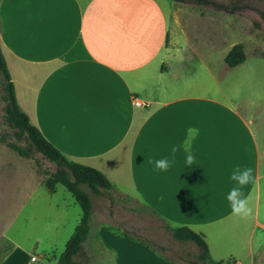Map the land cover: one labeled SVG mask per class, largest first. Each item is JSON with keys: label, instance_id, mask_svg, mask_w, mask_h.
<instances>
[{"label": "crops", "instance_id": "1", "mask_svg": "<svg viewBox=\"0 0 264 264\" xmlns=\"http://www.w3.org/2000/svg\"><path fill=\"white\" fill-rule=\"evenodd\" d=\"M171 11L164 0H0V50L17 104L66 158L99 170L113 189L133 193L167 225L201 235L208 264H264V243H257L264 233V98L197 93L186 65L191 57L203 62L201 43L213 45L211 17L183 21L179 10ZM189 128L198 129L194 163L187 166L181 151L167 171L156 169L154 161L170 157ZM14 160L0 154V264H33L37 258L19 250L4 228L5 218H20L37 188L32 173L21 192ZM237 165L256 177L243 189L255 211L247 221L231 214L226 199ZM102 223L98 235L119 236L124 249L139 250L135 264H145L152 248ZM94 227L91 218L83 244ZM96 243L105 249L99 237Z\"/></svg>", "mask_w": 264, "mask_h": 264}, {"label": "rangeland", "instance_id": "2", "mask_svg": "<svg viewBox=\"0 0 264 264\" xmlns=\"http://www.w3.org/2000/svg\"><path fill=\"white\" fill-rule=\"evenodd\" d=\"M164 8L168 14L174 8L179 10L183 21L196 16L211 17L206 27L208 32L210 27L212 35L216 36L213 45L208 40L201 43L204 48L203 62L191 57L186 65L191 70V87L197 93L206 92L214 97L234 101H257L264 98V0H206L205 3L164 0ZM178 39L181 43L185 42L184 36L179 35ZM237 43L244 46L246 61L238 68H230L224 57ZM206 67L210 71H206ZM220 89L227 96H223ZM3 104L0 98V154L6 160L15 159L14 165L18 167L16 174L19 176L17 179L22 193L27 192V176L33 177L34 173L37 182V188H31L33 201L22 204L19 219L5 218L4 228L10 236H14L19 250L28 258H37L33 264H53L52 257L63 251L65 242L79 220L81 210L61 184L55 185L53 193L46 188L45 181L57 168L54 163L37 152L20 156L8 146L9 142L23 148L26 145L24 141L15 139L12 130L3 120ZM8 186L11 191L13 184ZM16 186L14 183L15 188ZM109 193L97 195L90 192L91 218L95 221V227L92 228L87 243L83 244L87 253V264H135L134 260L139 259V250L130 252L124 249L119 236L105 231L98 235L101 222L128 239L144 242L152 248L154 252H149L145 264H160L159 255L174 264H208L197 259L199 249L193 243H181L173 239L165 230L166 222L146 208L133 193H130L132 196H127L116 189ZM19 197L23 200L22 195ZM4 206L13 207L11 204ZM7 211L6 209V217L10 215ZM98 237L102 245L106 246L105 249H111V252L97 246ZM52 246L53 251L46 252Z\"/></svg>", "mask_w": 264, "mask_h": 264}, {"label": "trees", "instance_id": "3", "mask_svg": "<svg viewBox=\"0 0 264 264\" xmlns=\"http://www.w3.org/2000/svg\"><path fill=\"white\" fill-rule=\"evenodd\" d=\"M174 2L195 1L205 3L206 0H171ZM245 60L243 45L234 44L225 56V63L234 67ZM0 98L3 101V120L12 130L16 140L24 141L25 148L14 142L8 146L20 156H29L37 152L56 165L55 172L45 181V186L50 193L55 190L56 184H61L72 196L74 202L81 210L80 218L72 234L65 242L63 251L59 254L54 264H87L83 252V243L86 240L92 217V200L90 192L97 195L110 194L113 189L110 181L97 169L83 165L66 158L57 148L50 144L41 134L39 129L30 123L28 116L22 112L17 104L14 85L6 68L0 50ZM157 215L156 212H152ZM165 230L173 239L187 243L191 242L199 249L197 259L206 261L209 257L208 247L203 237L186 226L171 227L165 225ZM125 236V235H124ZM128 238L127 236H125ZM144 243V242H142ZM145 244V243H144ZM210 264H231L230 260L216 261Z\"/></svg>", "mask_w": 264, "mask_h": 264}, {"label": "clouds", "instance_id": "4", "mask_svg": "<svg viewBox=\"0 0 264 264\" xmlns=\"http://www.w3.org/2000/svg\"><path fill=\"white\" fill-rule=\"evenodd\" d=\"M198 135V129L189 128L186 133V139L177 143L171 148V156L164 157L154 161L155 168L161 171H167L176 162L177 153L183 151L186 154V165L191 166L195 161V156L191 151V140ZM149 162H153L149 160ZM230 180L234 186L229 190L226 199L229 203L231 214L242 220L255 218V211L251 205V196L245 195L243 189L249 184H255L256 177L251 167H242L237 165L232 169ZM257 243H264V233L257 236Z\"/></svg>", "mask_w": 264, "mask_h": 264}, {"label": "built area", "instance_id": "5", "mask_svg": "<svg viewBox=\"0 0 264 264\" xmlns=\"http://www.w3.org/2000/svg\"><path fill=\"white\" fill-rule=\"evenodd\" d=\"M134 104H137V105H138V104H139V102L135 101V102H134ZM32 258L34 259V257H32Z\"/></svg>", "mask_w": 264, "mask_h": 264}]
</instances>
